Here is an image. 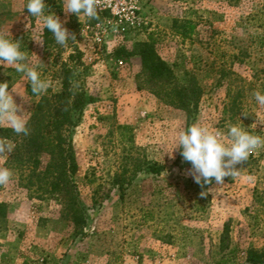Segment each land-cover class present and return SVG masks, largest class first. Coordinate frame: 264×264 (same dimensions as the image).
<instances>
[{
    "label": "rangeland",
    "instance_id": "374dc122",
    "mask_svg": "<svg viewBox=\"0 0 264 264\" xmlns=\"http://www.w3.org/2000/svg\"><path fill=\"white\" fill-rule=\"evenodd\" d=\"M45 2L75 40L56 44L25 9L27 0H0V34L21 41L52 90L67 61L92 97L69 131L85 222L73 223L62 195L28 186L29 170L12 167L11 153L0 156V167L12 172L0 185V264H248V251L264 253V148L222 184L204 188L179 151L170 154L179 131L193 123L226 133L242 122L264 137V106L253 98L264 93V0H137L133 18L99 6L92 20L66 14L63 0ZM138 42L151 43L177 83L201 87L195 110L151 92ZM76 49L81 58L70 61ZM0 82L9 83L28 119L38 97L27 94L22 74L0 65ZM146 159L164 170L147 173Z\"/></svg>",
    "mask_w": 264,
    "mask_h": 264
},
{
    "label": "trees",
    "instance_id": "16d2710c",
    "mask_svg": "<svg viewBox=\"0 0 264 264\" xmlns=\"http://www.w3.org/2000/svg\"><path fill=\"white\" fill-rule=\"evenodd\" d=\"M183 33L185 34L184 31ZM21 49L24 50L25 47L21 45ZM134 49L141 57L140 74L151 92L158 97H165L177 108L188 112L195 110L201 87L194 81L177 83L172 68L156 54L150 42H138ZM74 52L69 54L68 59L79 62L82 52L79 49ZM57 71L60 85L58 91L49 88L45 94L35 96L31 93L30 85H26L27 94L38 97V100L28 117L29 134L13 138L15 148L8 163L12 167L29 170L28 186L36 185L45 192L62 195L71 220L78 226L85 220L77 207L75 184L72 180L78 164L69 131L75 125V114L79 116L92 97L84 92L74 75V65L62 62ZM119 127L128 129L126 126ZM12 133L11 128L0 123V139L12 138ZM128 141H131V136ZM163 170L164 165L146 159L147 173L159 175ZM124 181L122 175H116L119 188L123 187ZM0 214L3 215L2 203ZM246 261L248 264H264V253L250 250Z\"/></svg>",
    "mask_w": 264,
    "mask_h": 264
},
{
    "label": "clouds",
    "instance_id": "9594fccd",
    "mask_svg": "<svg viewBox=\"0 0 264 264\" xmlns=\"http://www.w3.org/2000/svg\"><path fill=\"white\" fill-rule=\"evenodd\" d=\"M46 4L45 0H27L25 9L30 16L41 21L42 29L52 33L56 44L66 46L76 36L63 26L54 12L46 11ZM62 9L66 14H74L78 20L81 17L96 19L100 11L97 0H63ZM32 40L44 44L43 39ZM0 65L10 66L16 73L22 74L35 96L45 94L52 86L51 81L42 78L39 65L29 62L26 52L21 49V41L4 34H0ZM253 98L258 105L264 106V93L255 91ZM0 123L7 124L17 135L29 134L28 119L14 102L8 82H0ZM241 125L242 122L230 124L225 133L207 125L190 124L179 131L170 154L179 151L183 160L190 164L188 175L201 188L211 185L213 181L222 184L225 177L236 174L239 169L237 165L246 162L251 154L264 148V137L250 133ZM14 148V143L0 139V156L12 153ZM11 177L9 168L0 167V185L8 183ZM201 195H206V192H201Z\"/></svg>",
    "mask_w": 264,
    "mask_h": 264
},
{
    "label": "built area",
    "instance_id": "2783aa9c",
    "mask_svg": "<svg viewBox=\"0 0 264 264\" xmlns=\"http://www.w3.org/2000/svg\"><path fill=\"white\" fill-rule=\"evenodd\" d=\"M136 1L137 0H97L100 8L108 9L112 14L119 17L126 16L128 13H131L132 18L134 10L136 9L133 5Z\"/></svg>",
    "mask_w": 264,
    "mask_h": 264
}]
</instances>
